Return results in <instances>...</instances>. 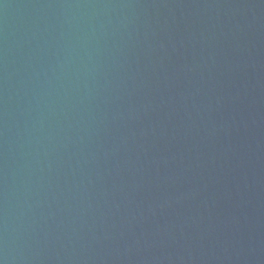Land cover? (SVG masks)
Returning <instances> with one entry per match:
<instances>
[{"label":"water","instance_id":"water-1","mask_svg":"<svg viewBox=\"0 0 264 264\" xmlns=\"http://www.w3.org/2000/svg\"><path fill=\"white\" fill-rule=\"evenodd\" d=\"M0 264H264V0H0Z\"/></svg>","mask_w":264,"mask_h":264}]
</instances>
